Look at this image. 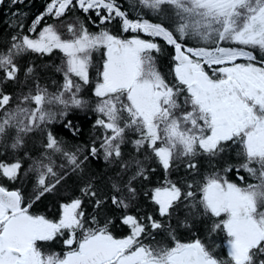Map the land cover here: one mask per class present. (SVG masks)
I'll return each mask as SVG.
<instances>
[{
	"label": "snow or ice",
	"instance_id": "snow-or-ice-1",
	"mask_svg": "<svg viewBox=\"0 0 264 264\" xmlns=\"http://www.w3.org/2000/svg\"><path fill=\"white\" fill-rule=\"evenodd\" d=\"M138 4L142 15L131 18L120 0H49L28 34L14 35L10 46L0 50V85L20 82L17 60L24 54L59 51L65 57L64 66L57 68L64 76L57 93L37 84L35 92L29 89L13 107L12 94L0 88V147L16 151L30 133L40 131L44 136L43 159L29 168L37 173L32 198L26 201L20 189L9 190L0 183V264H264V0H138ZM148 13L162 19L150 22ZM46 18L59 27L45 23ZM84 19L98 23L100 31L90 32ZM117 23L124 33L143 32L172 46L174 79L156 66L158 43L138 35L123 39L104 27ZM62 30L70 38L65 39ZM101 49L103 64L97 68L92 95L98 98L94 111L100 114L94 127L104 134L98 145L93 140L68 150L52 131H46L54 114L45 105H63L61 115L70 107H85L89 101L79 94L92 83L93 53ZM32 74L33 68L27 67L25 77ZM64 127L71 128V122ZM129 133L135 138L129 140ZM129 142L164 170V185L146 193L161 219L124 215L121 221L130 234L116 239L108 230L110 221L101 225L96 216L86 217L79 197L61 204L58 221L30 213L33 204L55 191L67 175L55 170L53 154L62 156L73 172L101 151L106 161L120 163L124 171L134 163L135 172L125 187L135 195L132 181L148 177L139 159L124 160L122 146ZM226 144L239 149L243 163L237 171L243 169L255 183L240 187L214 172L203 178L197 199L192 184L183 191L167 178L177 159L215 157ZM186 167L194 170L197 164L188 159ZM21 168L19 160L0 161V181H17ZM232 169L228 165L224 172ZM112 187L111 203L128 209L118 195L120 185ZM80 192L95 198L97 208L104 203L90 180ZM184 201H190L186 206L191 211L219 218L212 231L222 229L227 235L226 261L199 239L176 241L174 246L156 241L164 229L163 219ZM60 237L68 249L62 256L41 250Z\"/></svg>",
	"mask_w": 264,
	"mask_h": 264
},
{
	"label": "trees",
	"instance_id": "trees-1",
	"mask_svg": "<svg viewBox=\"0 0 264 264\" xmlns=\"http://www.w3.org/2000/svg\"><path fill=\"white\" fill-rule=\"evenodd\" d=\"M48 2L49 0H23L22 3L13 4L11 0H1L0 50L10 46L14 35L28 34V28L32 25L33 20L45 11ZM120 3L131 18H137L142 15L138 0H120ZM80 15L83 18V14ZM146 18L153 23L160 22L162 19V17H158L155 13H148ZM45 23L56 24L59 27L58 22L51 18H46ZM84 23L90 32L95 33L100 31L98 23L93 24L87 19H84ZM165 23L167 24L168 22L165 21ZM20 25H23V28ZM171 26L174 30L175 25L172 24ZM39 27L42 28L43 24L39 25ZM104 27L113 35H118L123 39H130L138 35L141 39L154 40L161 47L159 53H154L158 70L168 77V79H174L172 69L175 65V61L173 60L175 50L172 46L167 45L162 38H153L143 32L138 34L130 31L124 33L120 30L118 23L105 25ZM189 43L197 44L198 42L190 40ZM104 51V49H101L93 53L92 66L90 67L92 83L91 85H85L83 91L79 94L83 99L89 101L85 107H70L66 110V115H61L65 111L63 105H45L46 110L54 114L53 122L46 126V131H52L68 150L74 151L77 146L83 148L86 145H90L93 140L98 145L99 138L103 137L104 130L94 127L96 119L100 114L94 111L98 98L92 95V90L97 81V68H102ZM64 58L63 54L59 51H56L52 55L29 53L18 58L20 82L0 85L3 91L12 94V106L14 107L19 102V97L22 94H26L29 89L35 92L37 84L41 88H46L49 93H57L64 83L63 72L57 71V68L63 66ZM238 62L246 63V61ZM29 66L33 68V74L31 78H26L24 73L25 69ZM69 121L71 122V128L64 127ZM73 129L77 130L76 134H73ZM128 137L131 140L135 138V134L129 133ZM43 141L44 136L42 133L36 131L26 136L24 146L16 151L9 148L5 152V149L0 147V161L10 163L19 160L22 165L17 181L10 182L3 180L0 183L9 189H20L25 195L26 201L32 198L37 179V173L29 171V168L35 160L43 159ZM122 151L125 161L132 158L139 159L145 169V175L148 177L147 179L137 177L132 181V185L136 189L135 195L129 193L125 187L135 172L136 165L134 163L127 171H124L120 163L106 161L101 151L98 157H89L83 162L81 169L73 172L67 166L62 156L53 154L52 160L54 161L55 170L61 175L65 173L67 175L55 191L46 194L45 197L33 204L30 208V213L43 215L49 220L58 221L61 215V204L70 203L72 199L79 197L82 199L80 210L86 214V217L96 216L101 225L110 221L108 223V230L116 239L125 238L130 234V228L127 225H123L121 221L124 215L131 214L136 217L152 215L157 219H161L158 212L155 211L156 206L146 193H150L155 187L164 185V170L154 158L146 155L143 150L137 153L130 142L122 146ZM238 151L239 149L235 145L226 144L225 151L215 157L204 154L187 159H177L167 178L177 183L183 191H188V185L192 184L193 188L191 190L195 191L197 199L201 195L199 186L203 182V178L214 172L219 173L222 177L236 183L240 187H246L247 183H255V181L243 169L237 171L239 164L243 163V158L237 155ZM81 159H83V154H81ZM188 159L197 164L196 169L189 170L186 167ZM44 162L48 163L47 160ZM62 164L65 165L64 168H61ZM228 165H232L233 169L226 173L224 172V168ZM239 176H244L245 179L241 181ZM89 180L98 190V198L104 200V203L99 208L96 207L95 198L82 196L80 192V189ZM114 183L120 185L122 191L118 195L129 204L126 210L123 208L118 209L111 203V196L114 194L112 185ZM189 203L190 201L180 203L170 218L163 219L164 229L156 237V241L160 244L174 246L176 241L192 243L199 239L209 247L213 255L222 261H226L228 259L227 247L225 245L227 235L222 229L212 231L213 223L218 222L219 218L205 216L202 214V210L201 213L191 211L186 206ZM141 222L144 223V220H141ZM63 239L64 237H60V240L63 241ZM77 239H79V236Z\"/></svg>",
	"mask_w": 264,
	"mask_h": 264
},
{
	"label": "flooded vegetation",
	"instance_id": "flooded-vegetation-1",
	"mask_svg": "<svg viewBox=\"0 0 264 264\" xmlns=\"http://www.w3.org/2000/svg\"><path fill=\"white\" fill-rule=\"evenodd\" d=\"M9 189V188H8ZM9 190H14V189H9ZM75 246V245H74ZM41 250L43 252L47 253H59L61 256L63 255V253L65 251H67V247L63 244V241L59 239H57L54 242H48L47 246H43L41 248Z\"/></svg>",
	"mask_w": 264,
	"mask_h": 264
},
{
	"label": "rangeland",
	"instance_id": "rangeland-1",
	"mask_svg": "<svg viewBox=\"0 0 264 264\" xmlns=\"http://www.w3.org/2000/svg\"><path fill=\"white\" fill-rule=\"evenodd\" d=\"M1 1V0H0ZM139 5V4H138ZM62 31H64L65 32V35H64V38L65 39H67V38H70L68 35H67V33H66V30H62ZM202 43V42H201ZM64 62H65V58H64V61H63V66H64ZM245 63V62H244ZM73 79H76V78H73ZM67 95L68 94H66V97H67ZM224 178V177H223ZM254 180V179H253ZM255 181V180H254ZM225 245H226V247H227V240H226V242H225Z\"/></svg>",
	"mask_w": 264,
	"mask_h": 264
}]
</instances>
